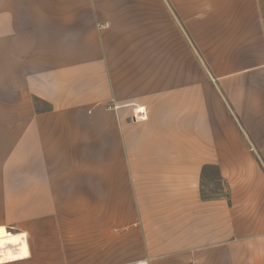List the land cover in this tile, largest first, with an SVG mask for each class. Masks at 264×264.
<instances>
[{"label": "crops", "instance_id": "obj_1", "mask_svg": "<svg viewBox=\"0 0 264 264\" xmlns=\"http://www.w3.org/2000/svg\"><path fill=\"white\" fill-rule=\"evenodd\" d=\"M248 143L264 0H0V264H264Z\"/></svg>", "mask_w": 264, "mask_h": 264}, {"label": "rangeland", "instance_id": "obj_2", "mask_svg": "<svg viewBox=\"0 0 264 264\" xmlns=\"http://www.w3.org/2000/svg\"><path fill=\"white\" fill-rule=\"evenodd\" d=\"M248 145H249L248 149L251 151V153H253L254 159H260L262 165L264 166V156L258 151L256 147H252L249 143ZM202 194H203V198L205 199L216 198V197L219 198L222 196H226L228 194L227 188L225 186V182L219 177V173L217 169L209 168L205 172L202 182ZM4 232L14 234L17 236L26 235L24 233H12L8 231L6 228L0 229V234Z\"/></svg>", "mask_w": 264, "mask_h": 264}]
</instances>
